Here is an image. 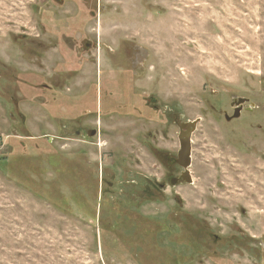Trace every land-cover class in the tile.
<instances>
[{"label": "rangeland", "instance_id": "obj_1", "mask_svg": "<svg viewBox=\"0 0 264 264\" xmlns=\"http://www.w3.org/2000/svg\"><path fill=\"white\" fill-rule=\"evenodd\" d=\"M0 264H264V0H0Z\"/></svg>", "mask_w": 264, "mask_h": 264}, {"label": "flooded vegetation", "instance_id": "obj_2", "mask_svg": "<svg viewBox=\"0 0 264 264\" xmlns=\"http://www.w3.org/2000/svg\"><path fill=\"white\" fill-rule=\"evenodd\" d=\"M91 5L93 6L92 7L93 10H91V12L89 14H90L91 18L94 19L97 16V12L99 13L101 11V8L98 7V9H97V6L96 5L94 6V4H92V3H91ZM81 14H82V11H80L78 14H76V17L78 16V18L80 19L81 18ZM90 21H92V20H90ZM92 25H93L92 23L91 24L86 23V22L81 23V25H80L81 32L82 31H86L88 33L90 31L93 32V30L95 31L96 28L95 27L93 28ZM90 35H93V34L91 33ZM86 40L87 41H85V44H86V47L88 48L89 51H92L93 49L96 48L97 40L95 38L94 39H86ZM145 53H146V51H145ZM146 59H147V53H146V55L144 57H140L139 56L136 59L137 65L138 66L142 65L145 62ZM125 71H126V69H125ZM117 76H118V73L116 75H114L113 79H116ZM89 84H90V88H91V86H93V83H91V81H90ZM102 86H101V82L98 83L99 94L103 93L102 92L103 91ZM90 93L92 95H95V94L97 95V86L96 85H95V88H92L90 90ZM79 94L83 95L82 93H79ZM245 102H247V101L240 102L238 99L234 100L233 103H232V106L234 107V113H239V116H240V114L242 113V110L244 109ZM151 104H153L152 108H154L153 106L155 104L152 103V102H151ZM234 113H233V115H234ZM232 116L226 115V118L229 119L228 117H232ZM197 119H199V121H198V124H199L201 118H197ZM197 119H195V120H197ZM195 120L183 121V120L178 119L177 117L174 118V122L176 123V125L179 128V133H178L179 148L177 149L175 156H171L168 159V164H165V158H164L162 153H160L158 155L159 157L156 155V153H153V152L151 153L152 157L154 158V160L156 161L157 165L159 166V168L162 171V172H160L161 173V177H157L156 176V174H158V173H156V172L153 173L152 182L155 184V186L157 188H159V191H161V192L166 191L168 187H173L174 188V187H177L178 185L192 184V182H193L192 174H191V171H190V167L192 165V160H191V165L188 167V169L184 168V166L182 165L183 160L179 156V151L181 149L180 135H181L182 131L185 132V131L188 130L187 127H184L183 129H181V126L183 124H186V123H189V122L195 121ZM198 124H197V126H198ZM95 130L96 129H87L86 131L84 130L83 131L84 132V136L93 137V135L95 134ZM196 130H197V127H196ZM194 132H193V134H194ZM78 133H80V131H78ZM193 134H192V136H193ZM191 140H192V137H191ZM192 151H193V146H192ZM191 158H192V154H191ZM169 164L171 165L170 167H173V168L176 169V172H173V171L170 172L169 170L166 169V167H168ZM187 171H189L190 175L188 173L186 174ZM168 172H170V174ZM188 178H190V181L187 180ZM148 184H150V182ZM110 185L112 186V184H110ZM144 185L145 184H142V186H140V187H143V188L147 187V186H144ZM146 190H147V188L145 189L144 192L142 191L143 193L138 197V199L132 201V203L130 202V200H127L126 202L122 203L123 205H120V208L123 209L121 213H123V214L126 213L127 214V213L131 212L130 214H133L132 217L135 216V215L139 216V217H142L139 214V212H141L140 210L145 205V203H147V202L155 203L156 202L155 198H152V195L150 194L149 190H148V192H146ZM89 197H90L91 200H87V201L84 200L85 202L83 201V205L82 206L91 207V209L96 211V212L99 211L98 206H97L99 204L96 202V200L93 198V196L89 195ZM148 198H150L151 200L148 199ZM174 199L176 201L178 198L174 197ZM179 203L182 204V201L179 200ZM130 204H132V205H130ZM126 206L130 207V209L127 208ZM133 207L136 209V211L133 209ZM126 208H127V210H124ZM115 209L119 210L118 206H116ZM132 212H134V213H132ZM154 214H156V213H154ZM154 214H151L149 216L155 217ZM90 217H91V215H90ZM146 217L149 218L148 215ZM155 218H157V217H155ZM150 219L151 220H156V219H153V218H150Z\"/></svg>", "mask_w": 264, "mask_h": 264}, {"label": "water", "instance_id": "obj_3", "mask_svg": "<svg viewBox=\"0 0 264 264\" xmlns=\"http://www.w3.org/2000/svg\"><path fill=\"white\" fill-rule=\"evenodd\" d=\"M248 99L245 98H239L240 102H244L247 101ZM239 113H234V115L232 117H228L229 119L238 117ZM199 119L195 120V121H191L189 123L183 124L181 126V129H183L184 127H187L188 130L187 131H182L181 135H180V142H181V149L179 151V156L180 158H182L183 162L182 165L184 166V168L188 169V167L191 165V154H192V134L193 132L196 130L197 124H198ZM189 174V171L186 172V174ZM190 175V174H189ZM188 181H190V178L187 179Z\"/></svg>", "mask_w": 264, "mask_h": 264}]
</instances>
